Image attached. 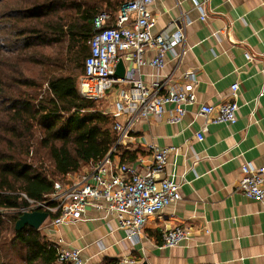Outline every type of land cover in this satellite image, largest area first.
Returning <instances> with one entry per match:
<instances>
[{
  "label": "crops",
  "instance_id": "obj_1",
  "mask_svg": "<svg viewBox=\"0 0 264 264\" xmlns=\"http://www.w3.org/2000/svg\"><path fill=\"white\" fill-rule=\"evenodd\" d=\"M197 5L207 13L205 20ZM151 12L153 34L173 33L184 17L192 23L181 66L176 69L169 52L162 71L145 66L141 79L149 85L173 74L181 87L182 73L196 71L198 103L188 106L186 118L175 125L154 117L137 122L120 147L134 153L124 163L139 171L152 161L148 144L171 149L158 179L179 182L181 200L151 218L135 241L118 229L115 217L69 222L51 232L44 222L40 230L53 243L61 240L64 248L82 249L87 264L123 257L136 264H264V200L236 191L242 164L264 166V0H155ZM234 83L239 85L234 125L215 124L200 114L201 104L228 101ZM116 161L121 163L119 153ZM175 227L188 228L189 237L165 247L162 232Z\"/></svg>",
  "mask_w": 264,
  "mask_h": 264
},
{
  "label": "built area",
  "instance_id": "obj_2",
  "mask_svg": "<svg viewBox=\"0 0 264 264\" xmlns=\"http://www.w3.org/2000/svg\"><path fill=\"white\" fill-rule=\"evenodd\" d=\"M154 1L128 0L116 15L102 11L94 19L95 33L87 43L89 53L84 61V75L79 79V93L95 102L107 101L109 106L105 113L113 117L116 145L82 173H70L63 181H55L54 191L47 201L29 200V207L18 210L21 215L37 209L47 212L48 223L44 229L49 232L69 222L115 217L118 229L126 233L128 240L135 241L151 218L181 200L179 182L158 179L171 149L148 144L152 161L144 171L116 161V147L130 138L137 122L154 117L175 125L186 118L188 106L198 103L196 71L182 73L185 84L181 87L174 83L173 74L149 85L141 79L140 70L145 66L162 71L169 52L174 55L176 69L181 66L186 53V30L192 23L184 17L173 33L153 34L155 18L151 8ZM197 7L201 11L200 18L205 20L207 13L201 5ZM178 47L180 50L175 51ZM245 56L251 60L249 53ZM119 61L125 66L123 78L114 75ZM238 90V83H234L228 101L201 104L200 114L215 124L234 125L239 111ZM196 138L202 140L203 134L197 133ZM241 175L236 191L247 199L263 201L264 166L244 163ZM21 196L27 199L26 195ZM94 213L102 215L95 218ZM56 214L58 216L51 217ZM189 234L190 230L183 227L165 230L163 245L174 247L187 240ZM55 245L58 264H87L82 249L64 248L61 240ZM116 264H136V261L123 257Z\"/></svg>",
  "mask_w": 264,
  "mask_h": 264
},
{
  "label": "trees",
  "instance_id": "obj_3",
  "mask_svg": "<svg viewBox=\"0 0 264 264\" xmlns=\"http://www.w3.org/2000/svg\"><path fill=\"white\" fill-rule=\"evenodd\" d=\"M85 1L0 0V264H11L10 254L17 255L16 264H58L55 243L40 229L16 231L21 214L7 216L1 210L27 208L29 200L47 201L55 181L102 159L116 145L113 117L79 93L85 59L78 79L57 76L52 68L55 63L64 68L65 53L49 63L43 51L66 43L67 53L81 49L78 55L83 56V47L89 53L95 17L102 11L114 15L128 0ZM27 64L41 66L44 74L26 76ZM40 149L52 163L50 175L42 165L28 162ZM116 152L121 163L134 159V153L119 146Z\"/></svg>",
  "mask_w": 264,
  "mask_h": 264
},
{
  "label": "rangeland",
  "instance_id": "obj_4",
  "mask_svg": "<svg viewBox=\"0 0 264 264\" xmlns=\"http://www.w3.org/2000/svg\"><path fill=\"white\" fill-rule=\"evenodd\" d=\"M93 1L95 0H86L85 2H87L88 4H92ZM1 6V3H0ZM13 6V3H12ZM103 10H108V7L104 6L103 4ZM71 13L73 14L72 10H68L66 11V13ZM1 23V22H0ZM1 32V31H0ZM3 35V33H0V37ZM43 51L46 53L47 57H49V63H52L53 61H55L58 58V53L60 52H64L65 54L64 57L65 59V63H64V68L62 70L57 69L56 65L57 63H55L54 68H52V74L54 75H72L74 77H76V79L79 78V76L82 73V63L83 60L85 59V57L87 56V48L83 47L84 53L83 56L78 55V51H81V49H75L74 51H69V53L66 52V43L62 44V45H51L49 47H46L43 49ZM26 71L25 74L26 76H30V77H36L38 75L42 76L44 74V69L41 66H37V65H31V64H27L25 67ZM79 88V86H78ZM109 106V104L107 103L106 100H100V101H96V107L99 110H103L105 111V109H107ZM119 122H121V118L118 119ZM28 162L33 163L35 166H40L42 165V167L44 169L47 170V174L50 175V173L52 172V163L47 155V153L43 150L40 149L37 151V154L35 153V155H31V158L28 159ZM58 179V178H57ZM56 179V180H57ZM58 181V180H57ZM1 212L7 216H13L16 213H18L17 211H13V210H1ZM48 223V219L45 221V224ZM11 225V224H9ZM41 231V230H40ZM41 233L43 234V231H41ZM10 237V236H9ZM16 254H10L9 255V259L11 260V264H16Z\"/></svg>",
  "mask_w": 264,
  "mask_h": 264
},
{
  "label": "water",
  "instance_id": "obj_5",
  "mask_svg": "<svg viewBox=\"0 0 264 264\" xmlns=\"http://www.w3.org/2000/svg\"><path fill=\"white\" fill-rule=\"evenodd\" d=\"M125 73V66L122 61L116 66L115 78H123ZM48 213L37 209L32 212L22 214L15 224L16 231H21L25 227H30L39 230L41 225L48 219Z\"/></svg>",
  "mask_w": 264,
  "mask_h": 264
}]
</instances>
